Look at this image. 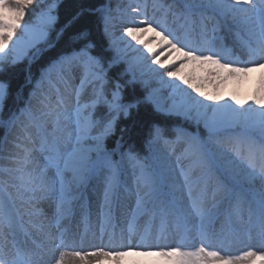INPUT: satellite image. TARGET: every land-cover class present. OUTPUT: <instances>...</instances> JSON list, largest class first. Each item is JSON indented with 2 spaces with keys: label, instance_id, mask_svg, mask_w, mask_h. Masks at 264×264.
<instances>
[{
  "label": "snow or ice",
  "instance_id": "obj_1",
  "mask_svg": "<svg viewBox=\"0 0 264 264\" xmlns=\"http://www.w3.org/2000/svg\"><path fill=\"white\" fill-rule=\"evenodd\" d=\"M59 2L0 0V71L7 64L38 59L54 46L50 34L55 31L59 39L83 14L82 9L57 30ZM179 4L182 11L174 14L183 21L179 27L158 19L155 13L149 15L147 0L129 4L119 37L112 31L114 17L110 11L106 7L96 9L102 13L107 45H98L87 29L74 32L71 43L75 46L41 70L25 106L9 116L7 126L19 123L23 139L33 147L16 144L23 156H13L12 161L19 166L8 171L18 174L17 183L0 187V264H40L45 258L65 264L66 253L61 249L73 250L71 255L80 264H103L105 260L119 264L120 258L133 254L159 257L154 264H264V0H179ZM30 12L32 19L26 21ZM217 18L246 34L242 41L246 61L230 59L223 63L229 57L212 41L194 39L197 34L207 37L211 21H216L211 27L214 34ZM239 63L245 66H237ZM116 65H125L121 75L130 78L124 84L117 80L108 90V71ZM255 68L261 69V78L247 99L235 93L225 98L204 90L206 82L219 85L229 78L239 81ZM78 72L79 84L73 88ZM28 83H32L31 78ZM137 84L143 93L126 100L124 87ZM9 89V83L0 80V112ZM89 89V99L82 102ZM141 105L165 117L191 120L197 131L175 127V139H168L166 128L153 123L148 154L141 157L129 148L119 152L120 159L116 160L120 141L109 151L105 140L115 133L121 116L127 118ZM98 108L103 109L99 115ZM201 124L206 136L199 132ZM30 129L35 130V139ZM257 129L260 135L255 138ZM161 145L169 151L164 152ZM177 145L183 147L173 161ZM33 152L40 153L42 167L29 169ZM125 165L131 167L134 177L136 212L148 213L152 205L150 214H159L161 234L169 215L174 217L176 228L185 233L191 230L190 221L198 218L199 224L194 226L198 247L184 240L175 247L148 243L146 229L139 245L119 246L125 250H116L114 236H109L107 246H96L93 251L74 250L77 245L68 238L61 221L72 214L89 187L96 190L94 182L99 181L103 184L107 223L113 198L129 191ZM177 192L182 195L177 196ZM38 195L53 199L56 206L51 226L56 234L49 231L40 242L36 237L43 233V225L24 219L39 215L26 210ZM158 198L163 205L159 209L155 205ZM209 202L211 208H206ZM222 204L230 223L233 218L243 221L242 206L247 205V231L243 236L239 231L224 236L215 245L219 250H210L213 210ZM134 220L135 216L129 225L130 234L135 231ZM232 245H243L245 250L237 256L221 254Z\"/></svg>",
  "mask_w": 264,
  "mask_h": 264
},
{
  "label": "trees",
  "instance_id": "obj_2",
  "mask_svg": "<svg viewBox=\"0 0 264 264\" xmlns=\"http://www.w3.org/2000/svg\"><path fill=\"white\" fill-rule=\"evenodd\" d=\"M106 3V0H60L56 14L59 19L57 22V30H59L68 20L72 18L74 14L81 11L83 14L80 16L78 21L71 27L65 30L63 36L59 39L56 37V32L50 34V40L55 41L53 47L43 51L40 57L29 63L27 60L19 62L14 65L7 64L3 66V70L0 71V80L7 81L10 85L9 96L4 103L3 111L0 112V187L6 185L10 180H15L18 175L15 172L8 171L9 169L16 168L19 165L12 161L13 156H23V151L16 148L17 143H23L26 147L32 148L33 145L23 139V132L21 131V125L18 123L16 126L8 127L6 118L14 110L17 112L20 108L25 106L29 98L31 89L33 88L35 81L39 79L40 72L43 68L47 67L48 64L55 60L59 55L71 50L73 45L71 43V36L74 32L87 29L92 39L99 45H107V41L103 34V20L102 13L95 11L99 6ZM43 6V5H42ZM36 7L35 5L33 6ZM32 19V13L25 17L26 21ZM125 65H116L109 69V85L108 90L111 89V85L117 80L124 84L125 80L130 77L122 76ZM29 77L32 79V83H28ZM78 85L72 82V87L75 88ZM90 89L87 90L83 97L82 102L89 99ZM143 93V89L140 85H126L123 89V94L126 100L132 99L134 96H139ZM35 105V101H33ZM71 107L69 108V112ZM103 112V109H97L99 115ZM153 123H159L162 127L166 128L168 132V139H175V134L172 129L180 127L188 132L197 131V126L194 122L182 119L181 117H165L162 114L156 113L150 106L141 105L137 109H133L130 115L125 118L121 116L117 121L116 131L113 135L109 136L105 140V145L109 151L117 148V141H120V147L117 150V154L114 159L118 160L119 152L127 151L131 148L137 152L141 157L148 154L147 141L149 139V130ZM123 130V131H121ZM32 132L33 139L36 138L35 130L30 129ZM199 132L202 136H206V130L203 124L199 126ZM164 152H168L169 149L160 146ZM183 145L176 146V154L171 156V159L175 161L176 155H179ZM186 164L187 161H184ZM30 165V164H29ZM29 167V166H28ZM5 169V171H3ZM125 176H130L133 179L131 184L135 189L134 177L132 175V169L130 166L125 165ZM96 189H103L102 182H94ZM92 188L86 191L90 193ZM177 196H181L182 192H177ZM165 199V198H163ZM161 202V199H160Z\"/></svg>",
  "mask_w": 264,
  "mask_h": 264
},
{
  "label": "rangeland",
  "instance_id": "obj_3",
  "mask_svg": "<svg viewBox=\"0 0 264 264\" xmlns=\"http://www.w3.org/2000/svg\"><path fill=\"white\" fill-rule=\"evenodd\" d=\"M179 2V0H177ZM148 3V12L149 15H153L155 13L156 17L158 19H167L168 23L172 25L175 22V25L179 27L181 23H183L182 20H177L176 15L179 14L182 9H177L178 5L175 3V0L170 1L168 3H165L162 0H147ZM122 7L117 6L115 4L113 14L111 15L114 17L113 19V26L112 31L115 33L117 37H119L122 27L124 26L123 21L127 19V16L125 13L128 11V5L126 2L121 1L120 3ZM135 6L134 4H132ZM155 5V8L153 7ZM216 23L215 21L209 22V26L212 27V24ZM212 32V31H211ZM217 32V33H216ZM216 32L213 34V36H217L218 34V28ZM228 57V56H227ZM166 58V57H162ZM240 60L239 58L235 57H229V59H225L222 62L228 63L229 60ZM23 61V60H22ZM20 61V62H22ZM264 62V61H262ZM237 66L244 67L245 65L243 63H239ZM192 69H186V71H191ZM261 78V69L255 68L252 72L248 73L244 78L237 81L235 78H229V80L224 81L222 84L216 85L212 82H206L204 85V90L209 92H217L220 95H222L225 98L230 97L233 93L237 94L240 99L244 100L247 99L252 95V91L254 88L258 86V82ZM250 102V101H249ZM191 121V120H190ZM254 132L259 133V130H255ZM40 158L41 155H40ZM29 210V208L27 209ZM53 207H46L43 211L39 212V215L37 217L39 218V224L43 225V233H39L36 237L37 242H40L44 240L45 234L49 231L52 232L53 235L56 234V229L54 227H51L55 223V215L53 216ZM112 216H116V212L113 211V208L111 209ZM105 209L104 207L96 206L93 204V199H90L89 206L87 208V218L83 220L82 222H79L78 215H75V217H69L68 219H63L61 221V227L66 230V234L70 240H74L77 247L74 249L76 251H82V252H90L95 249L96 246H107L109 244V236H114V239L112 240L113 245H125L129 244L127 240H124V238L120 237L121 231H128L129 225L133 223V220L131 223H126L125 218L121 221L122 218H120L119 223L117 225L114 224V221L112 220L113 225H109L108 222L105 223V219L101 216H104ZM140 218H135L134 225H135V231L133 233H129V236L131 237V241H135L134 245H139L141 243L139 234L140 229L148 230L149 238L148 243L156 244L159 243L160 245H169V246H177L182 240H184L186 243L192 245L198 242L199 237L194 235V231H196L195 225L199 224V219H193L190 221L189 227L190 231L185 233L183 230H178L175 225H173L171 222L167 221V225L164 229L163 234H161V223L152 222L151 225H144V223L140 224ZM69 222L68 226L64 223ZM81 224V225H80ZM83 226V230H81V227ZM117 226L121 230L118 235L115 234V229H117ZM197 232V231H196ZM109 233V234H108ZM144 235V234H143ZM212 236L217 237V235L212 231ZM157 237H162L160 239H157ZM22 239V237H20ZM103 241V245H102ZM217 245V244H215ZM28 247L31 246V242L29 241ZM91 247L89 249H86V247ZM233 246V245H232ZM105 250H109L108 247H105ZM125 250V249H123ZM215 250H219L218 247H215ZM245 249H240L238 251H235L232 247L228 248L227 253L222 252L221 254H229L232 256H237ZM61 252L66 253L65 255V264H80V261L78 259H74L71 255V252L73 250L70 249H61ZM60 253H57V257ZM159 257H147V256H140V255H129L120 258L119 264H154V262L158 261ZM40 264H54V261H48L47 258L45 260L41 261ZM103 264H117V261L114 260H105Z\"/></svg>",
  "mask_w": 264,
  "mask_h": 264
}]
</instances>
